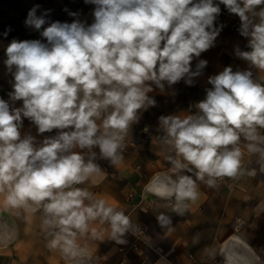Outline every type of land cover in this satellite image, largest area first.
<instances>
[{"label":"clouds","instance_id":"1","mask_svg":"<svg viewBox=\"0 0 264 264\" xmlns=\"http://www.w3.org/2000/svg\"><path fill=\"white\" fill-rule=\"evenodd\" d=\"M95 5L94 21L51 22L36 15L33 7L26 26L41 30L44 40H13L6 48L5 64L15 66L11 104L0 99V194L8 209L41 207L46 229H58L50 248L60 247L76 255L77 232L84 234L89 222L108 221L118 243L130 225L129 218L116 211L106 199L93 200L86 189L73 187L89 180L100 169L92 159L85 162L79 148H99L102 158L118 164V154L137 112L154 105L147 93L200 74L201 60L193 72L191 61L213 46L220 28L214 21L219 4L241 21L240 34L249 37L250 51L238 55L264 71V0H85ZM78 16V13H69ZM259 17L254 23L251 17ZM222 27V26H221ZM11 31L9 28L7 32ZM211 89L196 106L198 115L161 117L167 139L176 152L172 171L192 168L196 179L207 175L235 177L241 166V150L235 146L241 134L249 141H261L257 126L264 128V86L252 79L251 71L233 72L226 67L210 77ZM22 101V107H14ZM22 117L32 121L39 134L59 130L36 146L31 135L21 138ZM249 151L264 150L254 144ZM93 157L95 153H92ZM182 157L186 163H181ZM192 166V168L189 167ZM191 176L178 180L154 178L153 194L175 197V211L185 200L197 199ZM91 201L85 204V201ZM186 207V205H185ZM158 219L168 223L161 215ZM93 229V235H95Z\"/></svg>","mask_w":264,"mask_h":264},{"label":"crops","instance_id":"2","mask_svg":"<svg viewBox=\"0 0 264 264\" xmlns=\"http://www.w3.org/2000/svg\"><path fill=\"white\" fill-rule=\"evenodd\" d=\"M213 2L218 4L219 0ZM36 6L37 16L47 13L44 27L56 21L71 23L79 19L86 25L94 21L95 5L86 4L85 0H0V23L9 22L13 26L10 43L18 38L44 40L40 35L42 29L36 30L25 24L28 12ZM219 7L221 11L214 21V27L220 28V31L213 46L191 61L193 72L201 60L207 62L206 66L200 70L199 75L191 77V84L186 82V77L172 85L162 82L164 88L161 90L154 83L148 82L153 90L147 95L155 104L137 112V120L129 126L122 141L123 147L118 150L122 157L118 164L102 158L98 147L91 151L73 149L84 155L85 162L92 159L100 169L85 183L73 187L86 189L92 193L93 200L106 199L116 211H122L129 218L130 225L138 224L135 223L137 220L149 229L162 226L169 230L212 231L211 236L200 241L199 248L192 253L196 263L187 257L188 247L195 245L192 240L164 238L162 242L167 243L160 245L169 248H154L153 258H147L142 255L144 249L131 253L135 249L131 247L132 244L127 245V232L119 236L123 243H118L112 238L110 223H101L99 219L89 222L86 233L77 232L76 255L65 254L60 247H49L58 229L44 227L45 214L42 207L36 212L24 208L14 210L24 216L27 229L36 230L39 238L34 244L40 247L38 252L26 253L16 260L26 264H216L218 261L221 264H264V155L261 151H249L250 144H260L264 150V140L249 141L241 134L237 145L229 146L230 149L238 147L242 153L237 175L225 177L222 185L213 188L207 183L210 179L207 175L203 181L196 179L197 170L191 165V172L187 169L172 171L173 164L168 157H178L174 147L165 142L169 138L160 119L198 115L199 109L196 106L206 98L207 90L212 88L209 78L221 73L226 67H231L233 72L251 71L253 81L264 86V71L237 54L238 51L251 50L248 47L249 37L240 34L239 17L230 13L223 4H219ZM261 9H264V5L258 6L256 12ZM69 13H78V16ZM251 18L254 23L259 22L258 16ZM225 21L229 23L228 27L222 24ZM6 59V52H0V94L2 99L11 104L9 93L13 91L15 66L10 71L5 64ZM22 104V101H16L13 106L22 107ZM20 131L21 138L33 136L36 146L59 132L54 129L39 134L36 125L25 117H22ZM256 131L264 137V128L257 126ZM92 153H95L94 157ZM179 159L181 163H186L182 157ZM182 175L191 176L195 180L198 196L195 201H183L181 211L177 212L174 210L177 204L175 197L165 199L154 195L153 186L149 182L157 176L175 181ZM130 190L135 192L131 200ZM214 199L217 200L216 206L212 204ZM2 201L3 195L0 194V246L2 228L8 218L4 214L6 210ZM90 202L86 200L85 204ZM162 204L165 205L164 211ZM161 215L168 220L166 225L158 219ZM130 225L126 231H129ZM26 244L31 246L33 243L27 239Z\"/></svg>","mask_w":264,"mask_h":264},{"label":"rangeland","instance_id":"3","mask_svg":"<svg viewBox=\"0 0 264 264\" xmlns=\"http://www.w3.org/2000/svg\"><path fill=\"white\" fill-rule=\"evenodd\" d=\"M9 28L11 30L13 29V26H11L9 22L0 23V30L2 31V34L0 36V52H6V48L10 44L11 31H8L6 36L4 35V33ZM14 40L24 41V39L21 40L19 38ZM215 187L218 186L213 185V188ZM129 194L131 195L129 197V199L131 200L135 192H133V190H130ZM212 204L213 206H216L217 200L214 199V202ZM188 205L191 206V203H188ZM162 208H163L162 211H164L165 210L164 204H162ZM14 210L15 209H8L4 213L5 216H7L8 218H7V223L4 224L2 228L3 238L0 246V252H1L0 264H26V262L24 261L16 260L17 257L24 256L26 253H36L39 251L40 248L39 246H35L34 244L36 240L39 238V236L36 235V230L32 231L31 229L30 230L27 229L24 216L21 213L16 212ZM151 218L152 216L150 217V219ZM135 223H138L140 227L144 229L142 240L134 239L130 231H125L128 234L127 245L129 246L130 244H133V242H137L138 248L135 249L134 251H131V253H135L136 251H138V249H144L142 255L146 256L147 258H153L154 248H161L162 250L169 248L167 245H162V246L160 245L162 243H167V242H162L164 238L166 240L170 238L171 239L185 238L188 240H192L195 243L194 246L188 247L187 257L190 261L196 263V261L194 260L193 252L196 251L197 248H199L198 244L200 243V241H202L205 238H208L209 236H211L212 233V231H202V230H169L167 228H163L162 226H159L158 228L156 227L153 229H149L142 222L136 220ZM27 239L34 245L32 244L31 246H27L26 244ZM216 264H221V263H219L218 261L216 262Z\"/></svg>","mask_w":264,"mask_h":264},{"label":"built area","instance_id":"4","mask_svg":"<svg viewBox=\"0 0 264 264\" xmlns=\"http://www.w3.org/2000/svg\"><path fill=\"white\" fill-rule=\"evenodd\" d=\"M225 27H228L229 26V23L228 22H223L222 23ZM233 26V25H232ZM0 99L1 98V94H0ZM257 148L261 149L262 150V146L260 144H257L256 146ZM260 153V151H258ZM155 178V177H154ZM153 178V179H154ZM215 183L214 185L215 186H220L222 185L224 182H225V177H214L213 178ZM129 231L131 232L132 236L134 237V239L136 240H142V235L144 233V229L140 227V225L138 224H133L131 225V227L129 228ZM132 248L133 249H137L138 248V243L137 242H133L132 244Z\"/></svg>","mask_w":264,"mask_h":264},{"label":"bare ground","instance_id":"5","mask_svg":"<svg viewBox=\"0 0 264 264\" xmlns=\"http://www.w3.org/2000/svg\"><path fill=\"white\" fill-rule=\"evenodd\" d=\"M149 184H151L154 187V179H152Z\"/></svg>","mask_w":264,"mask_h":264}]
</instances>
